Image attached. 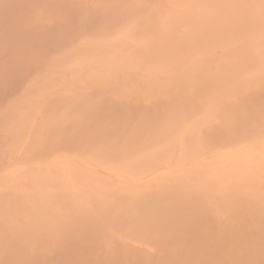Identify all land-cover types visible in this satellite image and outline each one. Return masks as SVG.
Listing matches in <instances>:
<instances>
[{"label":"bare ground","instance_id":"obj_1","mask_svg":"<svg viewBox=\"0 0 264 264\" xmlns=\"http://www.w3.org/2000/svg\"><path fill=\"white\" fill-rule=\"evenodd\" d=\"M0 264H264V0H0Z\"/></svg>","mask_w":264,"mask_h":264}]
</instances>
